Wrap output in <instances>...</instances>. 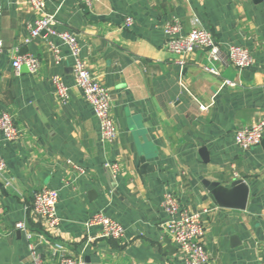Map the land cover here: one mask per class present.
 <instances>
[{
	"label": "crops",
	"instance_id": "0c3cea01",
	"mask_svg": "<svg viewBox=\"0 0 264 264\" xmlns=\"http://www.w3.org/2000/svg\"><path fill=\"white\" fill-rule=\"evenodd\" d=\"M45 2L57 13V30L76 36L82 60L109 91L118 137L101 141L94 110L74 84L72 51L54 37L25 46L37 14L28 0H0V116L9 112L19 130L11 142L0 132L7 162L0 174V264H33L19 222L46 261L60 243L64 255L86 264H183L165 227L167 193L200 215L208 264H264V135L250 150L235 142L237 130L264 121V0H99L92 9L81 0ZM172 20L184 33L198 26L211 32L220 60L198 49L183 57L184 67L177 64L164 33ZM17 45L39 59L37 72L15 71ZM229 45L247 48L251 66L235 68ZM55 75L70 88L67 105L57 98ZM223 80L237 86L221 87ZM237 180L248 187L245 209L219 206L205 184ZM41 189L59 193L57 228L31 213ZM98 212L124 226L122 239L87 226Z\"/></svg>",
	"mask_w": 264,
	"mask_h": 264
},
{
	"label": "built area",
	"instance_id": "2783aa9c",
	"mask_svg": "<svg viewBox=\"0 0 264 264\" xmlns=\"http://www.w3.org/2000/svg\"><path fill=\"white\" fill-rule=\"evenodd\" d=\"M84 5L92 9L99 0H81ZM32 10L37 14L33 25L28 26L29 34L23 44L28 46L40 37H54L60 39L73 53L75 65L73 68L74 84L80 89L85 101L92 107L98 124L102 142H113L118 137V129L114 123L111 110V98L107 88L102 85L99 78L93 75L81 58V50L77 38L71 32H59L57 30V13L47 10L45 0H28ZM125 23L131 25L132 18H126ZM165 36L169 51L179 57L177 64L185 66L183 57L198 49L207 50L211 62L220 60L221 44L214 35L203 27H194L188 33H184L178 20H172L165 26ZM22 46L12 48L14 59L13 68L19 74L23 67L30 73H35L40 68V61L29 53H22ZM55 49V48H54ZM4 50V44L0 40V54ZM230 63L240 71H243L253 63L249 50L242 46L229 45L227 48ZM55 53L58 51L55 49ZM203 70L209 74L219 76L217 69L204 67ZM52 82L58 100L62 105H67L70 100V88L65 84L63 78L55 75ZM237 86L236 83L223 80L222 86ZM209 106L200 105V110L205 112ZM0 132L8 142L15 140L19 134L13 116L9 112H3L0 116ZM264 135V121L258 122L251 127L242 128L235 133V142L242 150H250L259 146ZM80 174H85V169L72 164ZM7 168L6 160L0 156V174ZM113 172L119 171L118 165L112 166ZM59 193L56 190L41 189L34 194L31 213L33 216L43 219L50 228H57L60 219L57 214ZM164 209L167 213L166 230L172 241L177 245L179 258L183 264H208L210 256L204 245L205 227L199 214L182 210L176 197L167 193L165 195ZM87 226H99L102 229V237L120 240L125 235L123 225L106 216L102 212L94 214L87 222ZM18 230L27 232L28 249L33 264H86L79 257L64 255V247L60 243L54 245L53 260L46 261L32 242L33 234L28 231L25 222L16 224Z\"/></svg>",
	"mask_w": 264,
	"mask_h": 264
},
{
	"label": "water",
	"instance_id": "95a60500",
	"mask_svg": "<svg viewBox=\"0 0 264 264\" xmlns=\"http://www.w3.org/2000/svg\"><path fill=\"white\" fill-rule=\"evenodd\" d=\"M212 199L221 207L245 209L248 199V187L242 180H237L230 187L219 183L205 182Z\"/></svg>",
	"mask_w": 264,
	"mask_h": 264
}]
</instances>
